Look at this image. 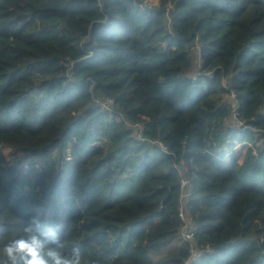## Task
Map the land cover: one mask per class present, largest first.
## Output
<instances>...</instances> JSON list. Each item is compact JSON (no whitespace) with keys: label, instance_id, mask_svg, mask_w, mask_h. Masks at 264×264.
Returning a JSON list of instances; mask_svg holds the SVG:
<instances>
[{"label":"trees","instance_id":"1","mask_svg":"<svg viewBox=\"0 0 264 264\" xmlns=\"http://www.w3.org/2000/svg\"><path fill=\"white\" fill-rule=\"evenodd\" d=\"M153 1L0 0L4 264L29 235L88 264H184V241L153 257L183 240V175L193 244L214 247L191 264H264V0Z\"/></svg>","mask_w":264,"mask_h":264},{"label":"clouds","instance_id":"2","mask_svg":"<svg viewBox=\"0 0 264 264\" xmlns=\"http://www.w3.org/2000/svg\"><path fill=\"white\" fill-rule=\"evenodd\" d=\"M25 231L31 233L30 228ZM2 251L11 264H88L82 259L78 249L73 255H65L60 248L51 247L36 235L15 239L5 245ZM0 264L4 262L0 260Z\"/></svg>","mask_w":264,"mask_h":264},{"label":"built area","instance_id":"3","mask_svg":"<svg viewBox=\"0 0 264 264\" xmlns=\"http://www.w3.org/2000/svg\"><path fill=\"white\" fill-rule=\"evenodd\" d=\"M94 102L98 107L107 111L111 117H116L118 121H123L122 113L120 112L119 109L116 108L114 98L98 97V98H94ZM126 125L131 126L132 128L135 129V135L142 143L147 141V138L143 135L144 126L141 123L131 124V123L126 122ZM150 142L152 144H158L162 148H165L164 144L158 139L150 140ZM180 171L181 172L186 171V164L184 163V161H181ZM179 183L183 191L182 197H181L182 207L180 209V216L183 220V225L181 228V235H182L183 241L190 244V249H189L190 256L188 257V259L184 261V264H191L192 261L195 260L199 254L212 252L214 247L210 243H205L203 246H201L200 249H197L194 246L193 241L195 237V229L194 227L191 226L192 224L191 218L190 216L186 214V210L184 206V202H185L184 200L190 197L192 194L191 189L189 188V187H192L190 185V178H187L183 175L180 178ZM261 241H263L262 238H261Z\"/></svg>","mask_w":264,"mask_h":264},{"label":"rangeland","instance_id":"4","mask_svg":"<svg viewBox=\"0 0 264 264\" xmlns=\"http://www.w3.org/2000/svg\"><path fill=\"white\" fill-rule=\"evenodd\" d=\"M148 4L149 5H154V4H158V1H153V0H147ZM195 60H197V56H195ZM197 68L194 67L190 72L189 74L190 75H197ZM224 98L226 96H223ZM258 145H262L264 146V135L263 136H259V138L257 139V142H256ZM249 145L248 144H245V143H239L237 146H236V149L238 151V153H240V155L242 156L247 147ZM3 152L4 154L6 155V157L9 159V160H12L16 155L20 154V152H18L17 150L15 149H12V148H8V147H3ZM183 243V240L180 238V236H176L174 240H171L170 242H168L161 251H159L158 253H153V257L154 259H158L160 256L162 255H166V254H169V253H174L176 252L181 244Z\"/></svg>","mask_w":264,"mask_h":264},{"label":"water","instance_id":"5","mask_svg":"<svg viewBox=\"0 0 264 264\" xmlns=\"http://www.w3.org/2000/svg\"><path fill=\"white\" fill-rule=\"evenodd\" d=\"M252 130V129H251ZM195 182H196V178L195 177H192L191 179H190V185L191 186H194L195 185Z\"/></svg>","mask_w":264,"mask_h":264},{"label":"crops","instance_id":"6","mask_svg":"<svg viewBox=\"0 0 264 264\" xmlns=\"http://www.w3.org/2000/svg\"><path fill=\"white\" fill-rule=\"evenodd\" d=\"M157 221H158V219H155V220H153L151 223H155V222H157ZM151 223H150V224H151Z\"/></svg>","mask_w":264,"mask_h":264}]
</instances>
